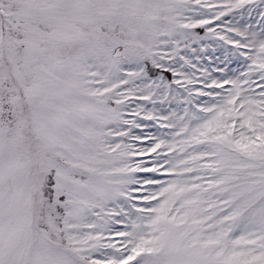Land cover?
<instances>
[{
  "label": "snow or ice",
  "instance_id": "1",
  "mask_svg": "<svg viewBox=\"0 0 264 264\" xmlns=\"http://www.w3.org/2000/svg\"><path fill=\"white\" fill-rule=\"evenodd\" d=\"M0 264H264V0H0Z\"/></svg>",
  "mask_w": 264,
  "mask_h": 264
}]
</instances>
